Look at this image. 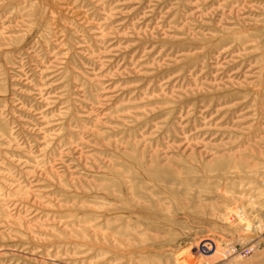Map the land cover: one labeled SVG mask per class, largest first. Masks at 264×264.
<instances>
[{
	"label": "rangeland",
	"instance_id": "374dc122",
	"mask_svg": "<svg viewBox=\"0 0 264 264\" xmlns=\"http://www.w3.org/2000/svg\"><path fill=\"white\" fill-rule=\"evenodd\" d=\"M0 264H264V0H0Z\"/></svg>",
	"mask_w": 264,
	"mask_h": 264
}]
</instances>
